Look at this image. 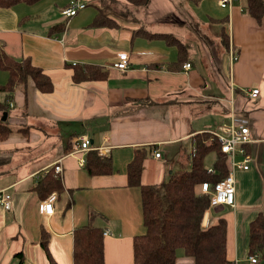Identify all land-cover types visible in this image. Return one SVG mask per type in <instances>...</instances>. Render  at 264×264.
<instances>
[{
    "label": "crops",
    "instance_id": "obj_1",
    "mask_svg": "<svg viewBox=\"0 0 264 264\" xmlns=\"http://www.w3.org/2000/svg\"><path fill=\"white\" fill-rule=\"evenodd\" d=\"M70 1L0 7V47L20 61L29 58L53 86L43 92L29 78L0 112L12 129L0 139V190L11 195L10 209L0 207V264H15L18 252L23 264H48L43 234L57 264H72V232L88 222L108 231L102 233L104 264H132V239L143 231L139 188L127 182L134 150L152 147L140 182L161 184L172 172L189 169L196 134L221 133L231 124L249 129V167L235 170L234 206L208 208L202 225L225 217L228 258L264 264V247L256 262L247 254L248 225L257 213L264 217V0L260 21L246 11V0L225 7L219 0H80L85 7L66 18L61 12ZM99 7L112 26L90 25ZM61 23L63 29L51 30ZM140 29L171 34L185 47V60L177 61L176 46L135 33ZM119 53L128 56L126 70L111 66ZM186 62L190 67L183 69ZM74 63L101 66L107 76L74 83ZM7 76L0 69V84ZM253 88L259 90L256 98L248 96ZM83 135L90 150H105L98 154L110 170H86L90 150L74 148ZM57 161L61 177L52 175L63 189L53 193L47 215L35 186ZM178 251L174 264H193Z\"/></svg>",
    "mask_w": 264,
    "mask_h": 264
},
{
    "label": "trees",
    "instance_id": "obj_2",
    "mask_svg": "<svg viewBox=\"0 0 264 264\" xmlns=\"http://www.w3.org/2000/svg\"><path fill=\"white\" fill-rule=\"evenodd\" d=\"M37 0H0V7H8L19 2L34 3ZM132 4H144L147 0H128ZM246 11L258 21L263 13V0H246ZM90 25L112 26L106 18L104 8L98 9ZM65 24L53 25L51 30L63 29ZM53 32V33H54ZM134 33V32H133ZM149 38L159 39L168 45L173 44L178 49V62L185 60V47L168 33H150L145 30L135 32ZM224 35V34H223ZM226 43L227 37L223 36ZM71 79L74 83L102 80L107 76L101 66L91 64H70ZM0 69L7 72V81L0 84V92L4 95L0 101V112L8 109L11 93L16 87L26 85L30 78L35 87L43 92L52 90V82L48 75L29 58L21 61L7 54L0 47ZM6 118L0 117V139L7 137L12 129L7 125ZM152 148V147H151ZM149 148H136L131 161L127 164V182L137 186L140 192L143 231L132 239V264H174L177 251L193 260V264H233L227 254V220L219 217L213 224L203 226L205 211L209 208V193H202L201 186L207 183L211 190L214 184L222 180L229 171V158L221 151L216 138L202 132L194 136V147L190 155L189 169L172 172L169 178L161 184H142L140 182L143 160ZM149 149V150H148ZM213 153V162L208 171L205 158ZM84 167L90 174L107 172L110 162L98 154L96 150L87 152ZM53 167L40 177L35 188L45 199L51 193H59L63 186L61 180L52 175ZM248 253L258 254L264 247V217L257 213L249 223ZM72 264H104L103 230L91 222L74 229ZM41 245L44 248L48 264H57L47 247L45 235H42ZM15 264H23L21 252L15 253Z\"/></svg>",
    "mask_w": 264,
    "mask_h": 264
},
{
    "label": "built area",
    "instance_id": "obj_3",
    "mask_svg": "<svg viewBox=\"0 0 264 264\" xmlns=\"http://www.w3.org/2000/svg\"><path fill=\"white\" fill-rule=\"evenodd\" d=\"M232 0H219V5L225 7ZM85 7V3L80 0H71L66 7L62 9V15L66 18L74 16L79 10ZM233 54V53H232ZM234 58L233 56H231ZM128 56L126 53H119L111 63V66L120 70H126L128 68ZM190 63L186 62L183 64V69H188ZM259 93L257 88H253L249 91L248 96L250 98H256ZM210 134L216 138L220 144V149L222 152L227 154L229 158V171L227 175L220 180L218 183L214 184V189L211 190L207 183H203L201 186L202 193H209V209L217 205H229L234 206L235 203V170L247 169L249 167L250 157L246 153L244 145L249 143L251 140L249 129L247 126L242 124H231L228 126L221 127V133L216 131H211ZM79 151H87L93 149L90 147L89 138L85 135L80 136L77 139L75 147ZM94 149L99 153H104V149L95 148ZM155 157H160L158 151L154 152ZM237 156L240 157V160L237 159ZM84 161V160H83ZM82 164V160L80 162ZM208 171L212 172V168H208ZM54 177H61L62 166L59 161L55 162L53 165ZM54 199V194H49L41 203V212L44 214H51L53 211L52 201ZM0 207L4 210H9L11 207V195L5 190H0ZM108 233L107 230L103 234ZM251 262H256L257 258L255 255L250 256Z\"/></svg>",
    "mask_w": 264,
    "mask_h": 264
},
{
    "label": "rangeland",
    "instance_id": "obj_4",
    "mask_svg": "<svg viewBox=\"0 0 264 264\" xmlns=\"http://www.w3.org/2000/svg\"><path fill=\"white\" fill-rule=\"evenodd\" d=\"M87 7H91V5H87ZM203 28H204V26H203ZM230 71H229V73H230V78H231V73H232V64L230 65ZM205 73H206V75H205V78L207 79L208 78V71H207V69L204 71ZM207 83L208 84H211L212 82L210 81V79L207 81ZM213 153H210V154H208L207 156H206V158H205V161H204V163H205V166L206 167H208V168H210L211 166L210 165H212V159H213ZM210 166V167H209ZM178 252H181L180 250L178 251Z\"/></svg>",
    "mask_w": 264,
    "mask_h": 264
},
{
    "label": "water",
    "instance_id": "obj_5",
    "mask_svg": "<svg viewBox=\"0 0 264 264\" xmlns=\"http://www.w3.org/2000/svg\"><path fill=\"white\" fill-rule=\"evenodd\" d=\"M2 119H4V117H2Z\"/></svg>",
    "mask_w": 264,
    "mask_h": 264
}]
</instances>
